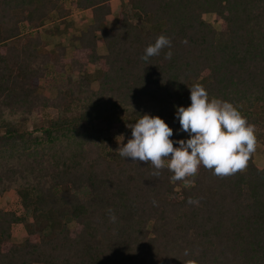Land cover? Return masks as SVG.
<instances>
[{
  "label": "trees",
  "instance_id": "16d2710c",
  "mask_svg": "<svg viewBox=\"0 0 264 264\" xmlns=\"http://www.w3.org/2000/svg\"><path fill=\"white\" fill-rule=\"evenodd\" d=\"M109 2L0 0V195L13 190L22 208H0V264H264V167L253 153L242 172L201 166L185 184L117 152L144 114L163 119L173 141L188 139L176 109L190 106L195 84L232 103L264 146V0H127L116 28ZM86 9L93 23L66 59L41 30L58 19L47 33L61 36ZM160 35L171 48L142 60ZM32 117L39 136L26 130Z\"/></svg>",
  "mask_w": 264,
  "mask_h": 264
},
{
  "label": "clouds",
  "instance_id": "9594fccd",
  "mask_svg": "<svg viewBox=\"0 0 264 264\" xmlns=\"http://www.w3.org/2000/svg\"><path fill=\"white\" fill-rule=\"evenodd\" d=\"M164 48H171V40L160 35L154 44L145 48L141 59L148 61ZM172 55L169 50L165 59H171ZM189 90L190 106L176 109L179 131L187 133L188 139L173 141L170 139L173 129L163 119L144 114L134 124L127 125L131 129V139L126 144L123 136L117 138L120 141L118 154L131 158L133 163L150 164L154 169L152 174L157 177L166 168L172 173V182L183 181L185 184L193 183L189 178L195 177L201 166L217 177L244 171L251 154L256 151L255 126L249 124L232 103L210 99L202 85L195 84ZM188 202L199 203L192 198ZM108 211L110 220L115 222L112 210ZM184 254L189 253L185 250ZM185 264H196V261L189 259Z\"/></svg>",
  "mask_w": 264,
  "mask_h": 264
},
{
  "label": "rangeland",
  "instance_id": "374dc122",
  "mask_svg": "<svg viewBox=\"0 0 264 264\" xmlns=\"http://www.w3.org/2000/svg\"><path fill=\"white\" fill-rule=\"evenodd\" d=\"M56 20H58V19H56ZM56 20H54L53 22L48 21L47 24L45 25V27L42 28V30H41L42 31V34H41L42 39L44 41L50 43L52 46L55 45V44H58V43L60 44L61 43V39L60 40H55L54 39L55 41H53L52 37L49 38V37H47L48 34H46L47 31L52 30L53 27H55L57 25L58 22ZM203 20L206 23H208L209 25H211L215 30H219L220 27H221L220 21H217L213 14H205V15H203ZM67 21H69V19H66V22ZM134 21L137 23V20L134 19ZM28 30L30 31L31 29H28ZM24 32H27V30L24 31ZM100 41H102V40H100ZM63 43L66 44L67 49L73 50L74 44H73V41L71 40V38L67 37L64 40ZM104 52H105V55H106L107 54V49H106L105 45H104ZM65 54H66V52H65ZM45 68L49 72L53 71L52 65H47ZM94 69H95V67L91 68L92 71ZM77 75H78L77 73H73L72 74V78L76 79ZM97 88H98L97 83L93 82L91 84V89L92 90H97ZM44 94L46 96L50 97V98H54L55 94H56V91H55L54 88H51L50 90L44 91ZM48 116L49 117H53L54 116L53 111H49ZM42 125H43V123H40L37 117H32V119H30V121L26 124V130L29 131V132H32L34 134V136H39V132L35 131V127L39 128ZM253 160H254L255 165L258 168H263L264 167V146L261 143H257L256 151L253 153ZM0 208H2L4 210H7V211L13 210V211H15L17 213H22V208H21L20 204L18 203V198H17V196H16V194H15V192L13 190L8 191V192L4 193L3 195H0ZM23 237H24V229H23V227L20 226V225H16L14 227V239L16 241H21L23 239Z\"/></svg>",
  "mask_w": 264,
  "mask_h": 264
},
{
  "label": "crops",
  "instance_id": "0c3cea01",
  "mask_svg": "<svg viewBox=\"0 0 264 264\" xmlns=\"http://www.w3.org/2000/svg\"><path fill=\"white\" fill-rule=\"evenodd\" d=\"M127 0H110V14L106 17V23L109 28H115L118 25L119 20V11L121 9V6L126 5ZM66 19H69L68 22V32L61 35V36H50L48 34L47 37L51 38L52 40H60L61 39V45L65 47L66 49V59H70L75 49L79 48L78 41L74 40L73 37L77 36L81 31H84L88 26H90L93 23V16H92V10L86 9V10H77L75 11L71 16L67 17ZM77 31V32H76ZM76 34V35H75ZM69 37L73 41L74 48L73 50L67 49V46L64 42V40ZM55 39V40H54ZM102 40L101 35L99 32L96 33V42H97V53L99 55H105L104 52V43L100 40ZM55 43V42H54Z\"/></svg>",
  "mask_w": 264,
  "mask_h": 264
}]
</instances>
